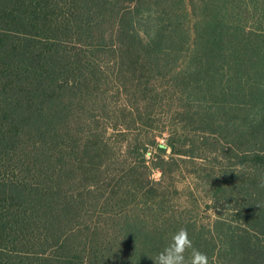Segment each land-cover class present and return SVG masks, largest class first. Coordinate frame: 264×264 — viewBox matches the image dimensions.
I'll list each match as a JSON object with an SVG mask.
<instances>
[{
    "label": "trees",
    "instance_id": "obj_1",
    "mask_svg": "<svg viewBox=\"0 0 264 264\" xmlns=\"http://www.w3.org/2000/svg\"><path fill=\"white\" fill-rule=\"evenodd\" d=\"M181 228L264 264V0H0V264H154Z\"/></svg>",
    "mask_w": 264,
    "mask_h": 264
},
{
    "label": "clouds",
    "instance_id": "obj_2",
    "mask_svg": "<svg viewBox=\"0 0 264 264\" xmlns=\"http://www.w3.org/2000/svg\"><path fill=\"white\" fill-rule=\"evenodd\" d=\"M151 259L154 264H209L207 254L193 246L186 228L174 233L170 243Z\"/></svg>",
    "mask_w": 264,
    "mask_h": 264
},
{
    "label": "rangeland",
    "instance_id": "obj_3",
    "mask_svg": "<svg viewBox=\"0 0 264 264\" xmlns=\"http://www.w3.org/2000/svg\"><path fill=\"white\" fill-rule=\"evenodd\" d=\"M158 141L161 142V143H164V141H163L161 138H160ZM159 175H160V174L157 172L155 176H156V177H159Z\"/></svg>",
    "mask_w": 264,
    "mask_h": 264
}]
</instances>
